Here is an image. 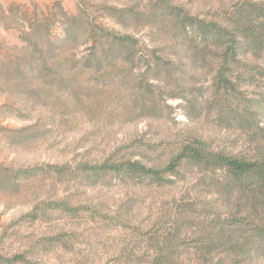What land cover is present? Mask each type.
<instances>
[{
	"label": "rangeland",
	"instance_id": "rangeland-1",
	"mask_svg": "<svg viewBox=\"0 0 264 264\" xmlns=\"http://www.w3.org/2000/svg\"><path fill=\"white\" fill-rule=\"evenodd\" d=\"M170 1L211 21L226 18L239 0ZM157 6L156 0H0V264H154L171 243L184 264H202L199 238L226 207L210 172L165 168L199 141L218 152H256L258 144L228 113L264 97V54L242 57L232 71L235 89L215 99L214 62L198 63L192 77L190 69L182 78L176 52L184 49L173 19ZM114 8H129L138 19L119 24ZM73 16L83 33L101 24L125 33L136 24L143 43L163 49L157 51L163 64L173 63L177 83L151 79L149 90L139 67L84 65L86 38L62 36ZM153 100L159 117L149 115ZM136 160L166 180L95 170Z\"/></svg>",
	"mask_w": 264,
	"mask_h": 264
},
{
	"label": "trees",
	"instance_id": "trees-1",
	"mask_svg": "<svg viewBox=\"0 0 264 264\" xmlns=\"http://www.w3.org/2000/svg\"><path fill=\"white\" fill-rule=\"evenodd\" d=\"M156 2L160 16L173 19L177 30L175 41L184 49L176 52L181 77L184 78L190 69L192 77L198 63H209L210 58L214 62L212 96L215 99L220 95L225 97L235 89L232 71L243 64L242 57L264 54V0H239L226 18L211 21L191 15L170 0ZM114 9L120 15L116 20L119 24H128L129 17L134 21L138 19L137 12L129 8ZM132 25L125 33L104 24L89 26L83 33L78 19L73 16L64 22L62 36L73 42L86 38L87 53L82 57L86 66H100L105 60L119 61L131 68L143 69L139 78L143 88L150 90L154 86L151 79L158 78L176 84L173 63L163 64L162 57L157 54L163 49L150 50L133 32L137 29L136 24ZM185 57L187 60L183 62ZM204 97L201 94L200 101H204ZM197 107L194 103L192 112ZM149 109V115L155 117L162 111L155 100ZM228 114L237 127L245 130L250 140L258 144L252 156L209 150L199 141L184 146L165 168L173 174H177V167L182 165L210 172L226 207L223 214L205 226L199 238L197 253L203 258L202 264H226L227 260L237 262L248 256L264 258V97L230 106ZM95 170L97 175L114 171L122 177L132 175L157 182L166 180L160 169L148 167L138 160L118 166L105 162ZM33 171L29 170V175ZM167 247V253L157 257L154 264H184L177 256L174 244ZM219 252L225 255L215 261L213 256Z\"/></svg>",
	"mask_w": 264,
	"mask_h": 264
}]
</instances>
